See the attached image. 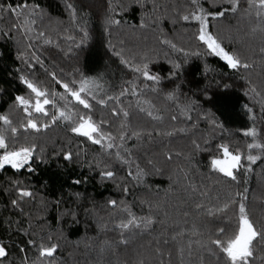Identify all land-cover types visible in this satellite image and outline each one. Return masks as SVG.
I'll return each instance as SVG.
<instances>
[{
  "label": "snow or ice",
  "instance_id": "snow-or-ice-1",
  "mask_svg": "<svg viewBox=\"0 0 264 264\" xmlns=\"http://www.w3.org/2000/svg\"><path fill=\"white\" fill-rule=\"evenodd\" d=\"M135 2L139 3L140 0ZM130 6V4H114L113 0H108L104 27L109 37H112L114 30L118 32L124 23L122 19L116 18L119 15L116 8L119 7L123 12ZM82 7V0H64L70 27L63 29V35L53 29L57 37L54 40L48 30L52 24L51 18L39 3L30 0H20L17 4L0 2V22L12 18L15 20L6 29L0 28V35L15 40L16 59L25 66L16 68V72L19 74L18 79L27 89V95L17 94L10 110L0 114V170L9 167L16 173L25 168L29 173L35 171L32 167L34 158L46 162L44 160L46 150L38 145L36 137L54 126L63 124L67 132L85 138V142L99 147L100 151L87 162V167L100 169L99 175L102 179L113 181L118 189L127 194L129 180L139 186L144 183V177L149 175L134 157L133 149L128 147L129 140H142L144 132L143 129L137 130L132 126L133 108L151 121L159 123H163L166 119L171 122L182 121L184 125L182 127H173L171 131L163 132L153 128L147 135L152 137L154 134H163L172 137L176 133L184 134L190 139L192 150L185 159H191L193 152H210L212 139L203 134L197 135L200 132V122L206 121L213 131L216 128L223 129V125L217 122L214 113L203 108L200 97L205 103H215V98L228 95L227 90L232 88L231 84H221L217 80L216 90H213L211 83L207 84L200 90V97L196 98L183 94L180 84H175L172 90L164 91L159 87L163 78L158 74H152L150 69L153 57L148 52L126 49L123 40L113 43L111 38L107 42L108 50L119 58L121 64L136 74L133 80L126 82L127 87L121 86L118 95H108L95 78L85 76L79 67L73 68L71 72H65L55 63L51 68L45 65V61L37 55L38 42L42 41L43 45L53 46L66 58H73L77 56L76 50L86 47L92 39L85 19L87 14H81ZM173 8L176 12L172 20L173 24L182 21L194 27L189 40L195 41V47L186 50L183 46L178 47L171 39L159 40L160 44L167 45L174 52L182 53L185 58L184 61H171L172 71L168 79L172 81L181 73L183 64L189 56L219 57L227 68L237 72L243 70L247 74L240 76V79L245 80L249 85L244 94L251 95V98L260 104L264 118V82L257 85L250 75L254 70L255 61H250L235 49L226 48L225 37L213 23V21L219 22L229 14L237 16L240 21H246L252 26L253 34L259 32L264 41V0H187L185 6L174 5ZM153 9H156L155 4ZM46 18H48L47 25L44 23ZM56 23L62 24L63 21ZM139 26L145 28L147 25L141 22ZM185 31L187 32V28ZM14 32L19 34V38L13 36ZM259 52L264 67V43ZM37 65L62 91L53 90L38 79ZM55 68H59L60 76L53 70ZM209 70L206 65L205 74ZM141 77L145 82L142 88L137 84V80ZM219 89L223 91H217ZM146 92L157 96L163 95L168 103L157 106L150 99H141L140 97ZM100 93H103V96H100ZM126 96L137 97L135 105L129 103L124 106L121 98ZM93 101L104 108H108L111 102L113 106L109 109L107 118L103 116L99 119L94 118ZM244 107L249 113H253V109L247 104ZM250 118L256 119L255 115ZM21 134H24L23 143L20 142ZM243 135L253 140L252 143L247 144V152L239 148L232 149L228 143L215 145L217 155L212 157L210 169L222 174L215 183H225L230 189L227 198L222 202L216 197L218 202L209 206L202 200H196L197 195L202 198L207 197L208 191L206 186L195 184L191 178L192 174L187 171L183 172L187 181L185 191L188 192L194 207L191 213L184 211L181 219L173 220L171 223L166 211L164 219L157 217L156 212L160 210L158 205L153 208L149 203L148 214L137 216L124 200L109 199L108 206L115 210L110 213L111 216H117L120 212L126 214L113 223L114 229L119 232L115 247L118 248L120 245L127 247L137 237L151 235L154 226L159 223L162 225L161 232L148 241L147 255L140 253L136 264H174V251L178 264H257V262L264 264V220L258 222L253 218L248 204L249 189L246 186L242 191H231L232 187L239 189L241 184L247 185L248 175L253 171L252 165L264 160V142L258 141L256 128L245 131ZM256 149L260 154L253 155L252 150ZM61 154L65 161L71 163L74 159L79 161L82 156L86 159L88 149L82 143H77L73 149V140L69 137L56 152V155ZM181 155L184 154L173 152L171 149L163 152L167 161ZM146 163L155 167L151 157L147 158ZM117 166L126 167L125 176L117 175ZM81 182L73 181L74 184ZM0 192L8 197L6 209L13 210V215L20 217L14 219L13 215H8L0 220V223L6 226L5 231L9 236L19 234L27 237L24 242L27 247H18L19 264H63L55 256L60 247L59 239L54 241L53 233L51 231L45 233L44 226L38 224L44 217L34 216L32 212L26 211V206L36 200L37 193L15 176L7 177L5 182L0 184ZM75 195L79 197L80 194L75 193ZM40 203L41 206L45 205L43 197ZM55 203L59 206L61 200ZM141 203L148 202L141 201ZM63 215H71L73 221L78 222L76 213L71 210L62 214L61 219ZM25 221L27 227H24ZM103 227L107 229V224ZM141 247L144 248L145 245ZM28 249H35L34 258L29 257ZM11 255L10 245L0 239V264H17L16 259H10Z\"/></svg>",
  "mask_w": 264,
  "mask_h": 264
},
{
  "label": "trees",
  "instance_id": "trees-1",
  "mask_svg": "<svg viewBox=\"0 0 264 264\" xmlns=\"http://www.w3.org/2000/svg\"><path fill=\"white\" fill-rule=\"evenodd\" d=\"M0 2L17 4L20 0H0ZM30 2L39 3L49 14L52 24L48 30L52 33L54 40L57 37L53 29L60 31L63 35V29L70 27L68 15L64 8V0H30ZM107 2L108 0H82L81 14H87L85 19L92 39L86 47L76 50L77 56L66 58L53 46L43 45L42 41L38 42L37 55L41 56L46 66L51 68L55 63L65 72H71L73 68L79 67L85 76L95 78L108 95H118L121 86L127 87L126 82L133 80L136 74L121 64L119 58L108 50L107 42L111 38L113 43L123 40L126 49L148 52L153 57V63L150 64L151 72L163 78L159 87L163 88L164 91L172 90L175 84H180L183 94L196 98L200 97V90L207 84L211 83L213 90H216L215 81L217 80L221 84H231L232 88L227 90L228 95L226 97L215 98V103H205L200 97L203 108L215 114V119L223 125V129L216 128L213 131L206 121H201L200 132L197 135L203 134L212 139L211 151L193 152L191 159H185V156L192 150L190 139L184 134L176 133L172 137H166L163 134H154L152 137L147 135L153 128L163 132L171 131L173 127H182L184 126L182 121L171 122L167 119L163 123L151 121L133 108L132 126L137 130L143 129L144 132L142 140H129L128 147L133 149L134 157L138 159L141 167L149 175L144 177V183L139 186L129 180L127 194L118 189L113 181L102 179L99 175L100 169L87 167V162L91 161L93 155L100 151L99 147L91 145L90 142H85V138L76 137L75 134L67 132L63 124L54 126L36 137L38 145L46 150L44 154L46 162L34 158L32 167L35 171L29 173L25 168L16 173L9 167L0 170V184H3L7 177L15 176L23 180L37 193L36 200L26 206V211L32 212L34 216L41 215L44 217L38 224L44 226L45 233L48 231L53 233L54 241L59 239L60 247L55 256L63 264H136L140 258V253L147 255V243L159 235L162 225L156 224L151 235L145 234L137 237L127 247L120 245L116 248L115 241L119 238V232L114 229L113 223L126 214L120 212L117 216H111L110 213L115 210L108 206L107 201L109 199L124 200L137 216L148 214L149 203L153 208L158 205L160 210L156 212L157 217L164 219V212L166 211L169 214V223H171L173 220L181 219L184 211L191 213L194 207L188 192L185 191L187 181L184 179V171L192 174L191 178L195 184L206 186L208 196L202 198L197 195L196 200H202L211 206L218 202L216 197L220 198L219 202L226 199L230 190L225 183H215L222 174L210 169L211 159L217 155L215 145L228 143L232 149L239 148L247 152V144L252 143L253 140L251 137H245L243 133L253 127L258 132V141L264 142V118H262L260 104L256 103L251 95L246 96L244 94L249 85L245 80L240 79V76L247 75L243 70L237 72L227 68L225 62L219 57L189 56L183 64L181 73L172 81L168 79L172 71L171 61H184L185 58L182 53L174 52L167 45L160 44L159 40L161 38L171 39L178 47L183 46L186 50L195 47V41L189 40L194 27L182 21L172 23L176 16L173 6L183 7L187 0H140L139 3H136L135 0H113L114 4H130L131 6L123 12L119 7L116 8L117 13H119L116 18L122 19L124 23L118 32L113 31L112 37L107 35L104 27ZM154 4L156 5L155 10L153 9ZM102 12H104L103 17ZM56 21H63V23L57 24ZM14 22V18L2 21L0 28L6 29ZM141 22L147 26L140 28ZM44 23L45 25L48 24V18L45 19ZM213 23L217 25L225 37L226 48L235 49L250 61H255L254 70L250 74L253 82L257 85L264 82V67H262L259 52L264 41H262L260 33L253 34L250 24L246 21H240L237 16L231 14L219 22L213 21ZM185 28H187V32ZM213 30L215 31V29ZM245 32L252 36L246 37ZM13 36L19 38V34L15 32ZM77 40H79V35H77ZM61 44L63 46L62 40ZM153 50L155 51L153 52ZM16 56L17 45L15 40L0 35V114L10 110L17 94L27 95V89L18 79L19 74L16 72V68L25 66L16 59ZM206 65L210 69L207 74H205ZM59 68L53 69L57 71L58 76L61 75ZM36 75L40 81L44 82L45 86L56 91H62L38 65L36 66ZM143 83L145 82L142 77L137 80V84L141 88ZM147 83L151 84V82ZM217 91H223V89ZM100 96H103V93H100ZM140 98L150 99L157 106L168 103L164 100L163 95L157 96L151 92H146ZM136 99L137 97L132 96L121 98L124 106L129 103L135 105ZM92 103L95 119H99L101 116L108 117L109 109L113 106L111 102L108 108L96 105L95 101ZM246 104L253 109V113L247 111L244 107ZM252 115H255V120L250 118ZM69 137L73 140V149L77 143H82L88 149L86 159L82 156L79 161L74 159L73 162L69 163L63 159L62 154L56 155V152ZM31 138L29 137V139ZM20 142H24V134H21ZM168 149L173 152H182L184 155L174 156L171 161H167L163 152ZM252 154H260V151L258 149L252 150ZM149 157L153 159L155 167L147 165L146 160ZM117 167V175L125 176L126 167ZM252 168L253 171L248 175L247 185L241 184L239 189L232 187L231 191H242L245 186L249 189L247 193L248 204L252 210L253 218L259 222L264 220V160L257 161L255 165H252ZM74 180L82 182L74 184ZM75 193H79V197ZM41 197L44 198V206H41ZM57 200H61L59 206L55 203ZM7 201L8 197L0 192V220L8 215H13V210L5 207ZM141 201L148 203H141ZM69 210L76 213L78 222H74L71 215H63L61 219L62 214ZM13 218L19 219L20 217L13 215ZM105 224H107V229L103 227ZM5 227L0 223V239L5 244L10 245L12 253L10 259H16L17 264H19L18 247H27L24 243L27 237L19 234L9 236ZM24 227H27L26 221ZM141 245H145V247L142 248ZM28 255L30 258H34L35 249H28ZM173 260L174 264H178L175 251Z\"/></svg>",
  "mask_w": 264,
  "mask_h": 264
},
{
  "label": "rangeland",
  "instance_id": "rangeland-1",
  "mask_svg": "<svg viewBox=\"0 0 264 264\" xmlns=\"http://www.w3.org/2000/svg\"><path fill=\"white\" fill-rule=\"evenodd\" d=\"M103 13H104V12H102V17H103ZM243 30H244V29H243ZM232 31H234V30H232ZM233 36H235V35L233 34ZM245 36H246V37H249V36H252V35H251L250 33L245 32ZM256 39H258V38H256Z\"/></svg>",
  "mask_w": 264,
  "mask_h": 264
}]
</instances>
